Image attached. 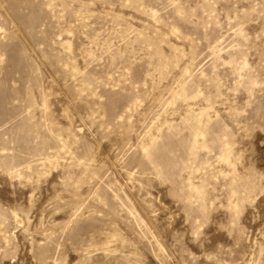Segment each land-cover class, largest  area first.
Masks as SVG:
<instances>
[{"label": "rangeland", "instance_id": "obj_1", "mask_svg": "<svg viewBox=\"0 0 264 264\" xmlns=\"http://www.w3.org/2000/svg\"><path fill=\"white\" fill-rule=\"evenodd\" d=\"M0 264H264V0H0Z\"/></svg>", "mask_w": 264, "mask_h": 264}]
</instances>
